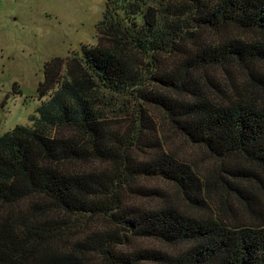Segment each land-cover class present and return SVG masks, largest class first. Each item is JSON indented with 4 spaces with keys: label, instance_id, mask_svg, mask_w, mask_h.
Returning <instances> with one entry per match:
<instances>
[{
    "label": "trees",
    "instance_id": "1",
    "mask_svg": "<svg viewBox=\"0 0 264 264\" xmlns=\"http://www.w3.org/2000/svg\"><path fill=\"white\" fill-rule=\"evenodd\" d=\"M96 30L46 64L32 125L0 137V264H264V0H106ZM96 89L126 125L105 123ZM233 208L247 219L220 218Z\"/></svg>",
    "mask_w": 264,
    "mask_h": 264
},
{
    "label": "rangeland",
    "instance_id": "2",
    "mask_svg": "<svg viewBox=\"0 0 264 264\" xmlns=\"http://www.w3.org/2000/svg\"><path fill=\"white\" fill-rule=\"evenodd\" d=\"M145 2L150 6L165 8L176 6L182 0ZM105 3L106 0H0V137L17 126L30 127L32 125L30 117L37 116L36 110L49 100L50 92L44 97H39L38 94L39 85L44 81L47 63L54 59L67 61L74 55H80L83 47L96 45V27L102 20ZM237 34L243 35L242 32ZM204 36L207 38L205 33ZM63 67L60 75L62 81L66 79ZM57 87L52 92H55ZM93 95L96 98V110H103L101 114L105 117L106 124L116 130L120 124L128 123V120L114 117L102 104L107 100L122 102L120 96L100 89L93 91ZM125 102L129 101L126 99ZM147 110H152L154 117L159 119L158 116L161 114L156 111L158 109L148 107ZM160 124L165 134L162 135L163 139L174 153L181 158L185 157L186 160L190 156L196 159L201 171L202 168L211 167L213 162L202 148L191 146L184 141L166 121ZM52 133H57V130H53ZM141 184L147 188L158 187L154 180H145ZM165 186L167 185L161 184V187ZM135 201L141 207L157 203L148 198L144 200L135 198ZM173 202L181 210L190 213L179 199H174ZM231 204L232 201L227 202V205ZM223 210L225 211L226 207H223ZM231 210L233 215L226 211L219 215L220 218L232 224L247 219L241 209ZM136 243L169 252L178 250L175 247L166 248L151 240Z\"/></svg>",
    "mask_w": 264,
    "mask_h": 264
}]
</instances>
